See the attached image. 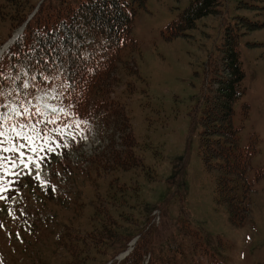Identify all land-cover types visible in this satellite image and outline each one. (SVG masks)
I'll return each instance as SVG.
<instances>
[{"label":"rangeland","instance_id":"obj_1","mask_svg":"<svg viewBox=\"0 0 264 264\" xmlns=\"http://www.w3.org/2000/svg\"><path fill=\"white\" fill-rule=\"evenodd\" d=\"M31 1L37 6L43 3L45 9L79 3ZM191 1L147 0L137 10L133 36L141 51L132 65L138 71L122 75L115 99L131 120L138 160L118 172L113 204L101 205L106 218L117 221L119 229L94 264L102 259L119 264L125 260L120 258L122 253L134 245L131 242L143 236L152 240L144 264L151 256L174 252L184 255L179 264H202L208 261L206 249L224 264H264V175L256 177L258 168H264V0H221L220 12L201 17L186 35L171 38L168 24ZM244 17L259 25L243 22ZM2 24L0 49L9 40ZM230 24L241 33L239 49L247 90L235 103V121L241 123L242 105L248 103L241 141L246 143L254 133L259 137L248 173L250 211L242 225L234 224L228 206L219 202V170L209 168L199 150L202 101L211 75L207 69L218 58ZM5 105L9 107L0 112L12 116L3 125L5 147L11 146L15 136L12 125L35 123L11 111L21 110V106L31 112L39 109L44 120L50 114L58 117L48 127L62 128L64 135L51 133L56 153L49 154L32 175L0 172L5 181H14L10 186L5 183L6 190L0 192L4 197L0 199V264H68L70 257L63 249L66 243H60L59 237L66 227L77 235L93 230L91 219L105 201L110 176L98 178L92 186L85 175L91 166L87 160L94 153L105 152L109 137L120 146L117 125L78 117L54 86L34 99L25 95L24 100L8 99ZM17 130L33 135L27 128Z\"/></svg>","mask_w":264,"mask_h":264},{"label":"trees","instance_id":"obj_2","mask_svg":"<svg viewBox=\"0 0 264 264\" xmlns=\"http://www.w3.org/2000/svg\"><path fill=\"white\" fill-rule=\"evenodd\" d=\"M147 0H79L77 5L62 4L55 9H45L42 3L29 20L38 3L31 0H0V24L6 28V38L21 27H26L0 60V104L8 99H34L37 93L57 87L75 115L83 119L98 120L102 124L115 122L120 133L117 147L114 137H109L103 154L89 156L88 181L95 186L98 178L109 175L104 203L96 207L91 222L93 230L85 235L75 234L66 227L59 242L70 257L68 264H94L98 255H104L111 239L118 232V223L107 219L104 207L115 200L114 185L118 172L128 170L136 162V140L132 124L124 105L115 99L122 75L134 74V56L140 47L133 36L138 8ZM221 0H192L168 24L170 37L186 35L201 17L220 12ZM243 22L256 27L259 24L248 18ZM230 24L225 30L218 58L210 61L211 73L202 101L199 150L209 168L219 170L217 198L228 206L229 218L237 225L249 214L248 173L252 159L258 152L259 137L254 133L242 143L240 133L249 115V104L243 103L241 123H236L235 103L244 96L245 70L241 60L239 39L241 33ZM6 39V40H7ZM4 40L3 43L6 41ZM1 45V41H0ZM28 84L24 88V84ZM264 175L258 168L256 177ZM195 235L200 238L198 231ZM151 241L143 236L134 250L119 264H143ZM182 251V250H179ZM208 261L202 264H224L209 250L204 253ZM106 256V255H105ZM104 256V257H105ZM110 259L99 264H106ZM149 264H179L178 254L166 258L156 257Z\"/></svg>","mask_w":264,"mask_h":264},{"label":"snow or ice","instance_id":"obj_3","mask_svg":"<svg viewBox=\"0 0 264 264\" xmlns=\"http://www.w3.org/2000/svg\"><path fill=\"white\" fill-rule=\"evenodd\" d=\"M24 88L28 87V84L23 85ZM3 93L0 92V96ZM9 105L0 104V108H8ZM11 111L16 116H22L26 119H32L35 123L29 125L28 123H17L12 125V131L15 136L12 138L11 146L5 147L6 132L3 130V125L12 120V116L6 115L0 112V152L12 153L11 156L0 155V172H6L9 175L19 177L21 175H32L34 170L40 169L44 162L47 160L49 154L56 153V147L51 143L55 140V137L51 135L52 132H56L59 135H64V129L62 128H49L48 125L55 124L58 117L55 115H49L47 120L41 119L42 113L37 109L36 112H31L28 108H23L21 110L17 108H12ZM39 114V115H38ZM68 113H65L67 115ZM39 125H43V128H39ZM19 129H29L33 135H29L24 131ZM65 127H68L66 125ZM20 141H23L22 143ZM42 141V142H40ZM59 146V145H57ZM66 146V145H65ZM20 169V171H16ZM37 178H39V173H36ZM9 183V186L13 182L5 181L4 176H0V192L5 191L4 184ZM4 197H0L3 199Z\"/></svg>","mask_w":264,"mask_h":264},{"label":"water","instance_id":"obj_4","mask_svg":"<svg viewBox=\"0 0 264 264\" xmlns=\"http://www.w3.org/2000/svg\"><path fill=\"white\" fill-rule=\"evenodd\" d=\"M22 28H24V27H22ZM20 32H21V30L18 31L17 33H15L14 37L8 42L7 45H9L10 43H12L19 36ZM1 53H2V51L0 52V54Z\"/></svg>","mask_w":264,"mask_h":264},{"label":"bare ground","instance_id":"obj_5","mask_svg":"<svg viewBox=\"0 0 264 264\" xmlns=\"http://www.w3.org/2000/svg\"><path fill=\"white\" fill-rule=\"evenodd\" d=\"M125 256V254H123V256L122 257H124Z\"/></svg>","mask_w":264,"mask_h":264}]
</instances>
